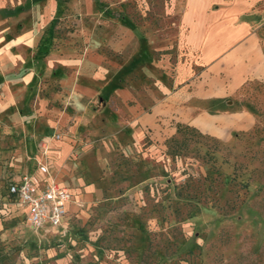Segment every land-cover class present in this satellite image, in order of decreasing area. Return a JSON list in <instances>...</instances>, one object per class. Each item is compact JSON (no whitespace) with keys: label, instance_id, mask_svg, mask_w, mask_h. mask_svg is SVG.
I'll return each mask as SVG.
<instances>
[{"label":"rangeland","instance_id":"rangeland-1","mask_svg":"<svg viewBox=\"0 0 264 264\" xmlns=\"http://www.w3.org/2000/svg\"><path fill=\"white\" fill-rule=\"evenodd\" d=\"M5 1L43 20L42 49L77 60L69 72L83 77L77 92L42 81L39 115L53 123L30 160L73 193L65 230H33L10 202L0 264H264V80L250 74L260 53L203 72L248 30L264 54V0ZM181 88L197 94L186 101ZM221 110L225 120L199 124L227 139L175 117ZM3 147L0 197L26 172Z\"/></svg>","mask_w":264,"mask_h":264},{"label":"crops","instance_id":"crops-1","mask_svg":"<svg viewBox=\"0 0 264 264\" xmlns=\"http://www.w3.org/2000/svg\"><path fill=\"white\" fill-rule=\"evenodd\" d=\"M15 6L7 7L6 1L0 0V147L4 146L3 139H6L8 149L4 151H9L13 155L8 164L13 167V170L25 168V171L31 173L38 185L41 186L47 176L40 170L33 172L36 163L30 160L36 155L34 154L37 148L36 139L39 137L46 139L48 136L45 133L49 130V125L53 123L47 115L45 118L39 115L44 112L43 106L48 100L45 94H40L41 83L49 77L58 81L63 90L77 92L81 89L80 81L83 76L80 73L69 72L73 66L77 67V60L75 62L61 51L47 52L46 49H42L39 44L41 37L38 32L44 27L43 20L41 22L33 18L28 21L22 20L23 10H20L19 5ZM200 49L203 51L201 47ZM210 49L212 50L211 47ZM256 50L260 53V58L250 74L264 80V54L259 40L249 30L221 53L208 58L204 63L203 72L210 73L212 71L218 76L223 75L236 62L241 65L247 63ZM180 94H186L187 101V98L192 99L197 93L193 90L186 92L181 88L176 91L175 95ZM186 101L181 105L187 103ZM235 114L248 118L249 123L252 121V115L248 112L239 111ZM144 117H146V113H141L138 120H142ZM175 117L179 122L193 124L200 131L214 133L215 136L222 139H227L231 133L224 128H220L221 133H215L199 124L201 119L220 123L227 117L223 110L218 114H190L189 117H181V114H176ZM16 176H18L16 173L14 175L12 173L9 180ZM10 202L16 204L14 200L5 201L0 198V214L8 209L7 205ZM70 205L72 204H68V208ZM22 211L24 212L23 209ZM1 219L0 217V233L3 231ZM5 232L2 234L4 235Z\"/></svg>","mask_w":264,"mask_h":264},{"label":"built area","instance_id":"built-area-1","mask_svg":"<svg viewBox=\"0 0 264 264\" xmlns=\"http://www.w3.org/2000/svg\"><path fill=\"white\" fill-rule=\"evenodd\" d=\"M41 171L47 173V168L41 166ZM7 189L24 210L26 221L33 230H65L68 204L74 200L67 186L50 176L39 186L33 175L25 172L11 178Z\"/></svg>","mask_w":264,"mask_h":264},{"label":"trees","instance_id":"trees-1","mask_svg":"<svg viewBox=\"0 0 264 264\" xmlns=\"http://www.w3.org/2000/svg\"><path fill=\"white\" fill-rule=\"evenodd\" d=\"M184 126L189 127V128H192V129L194 128V127H191V126H188V125H184ZM181 127H182V123L177 124V126H176V130H177V131L180 130ZM6 189H7V186H6ZM7 190H8V189H7ZM7 190L5 191L4 197L1 196L0 198L3 199V200H5V201H10V200L13 201L14 198H12V196H11L10 194H8Z\"/></svg>","mask_w":264,"mask_h":264}]
</instances>
